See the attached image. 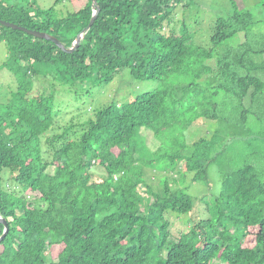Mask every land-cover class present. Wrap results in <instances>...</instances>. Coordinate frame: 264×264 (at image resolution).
<instances>
[{"label": "trees", "instance_id": "trees-1", "mask_svg": "<svg viewBox=\"0 0 264 264\" xmlns=\"http://www.w3.org/2000/svg\"><path fill=\"white\" fill-rule=\"evenodd\" d=\"M63 3L72 12L57 18L55 7ZM96 4L95 21L70 53L0 25L6 46L0 74L14 79L0 100V217L8 225L0 264H264V176L253 165L222 175L219 194L206 203L205 226L176 237L168 221L195 207L188 186L172 188L168 174L206 181L226 135L217 129L188 145L189 129L202 120L226 119L215 102L220 93L236 101L234 122L243 125L237 116L249 109L242 103L252 106L264 92L257 76L264 66L251 56L260 51L246 41L222 48L239 33L247 39L252 12L232 2V11L214 20L206 48L190 44L184 24L179 34L162 33L172 11L193 0ZM91 17L92 0H55L48 9L34 0H0V21L45 33L66 49ZM124 70L134 81L157 80L160 88L105 105L93 118L54 132L55 86L88 92ZM41 82L49 93L34 91ZM147 138L158 143L154 151ZM95 167L104 171L100 181L92 180ZM145 169L164 175L163 195L148 185ZM52 247L60 251L48 260Z\"/></svg>", "mask_w": 264, "mask_h": 264}, {"label": "rangeland", "instance_id": "rangeland-1", "mask_svg": "<svg viewBox=\"0 0 264 264\" xmlns=\"http://www.w3.org/2000/svg\"><path fill=\"white\" fill-rule=\"evenodd\" d=\"M24 2L25 0H18ZM41 9H48L53 6L55 0H34ZM235 2L239 10H248L252 12L254 25L247 32V39H244V33H239L231 38L222 48L235 47L244 41L246 45L252 47L260 53L251 55L252 59L259 65L264 66V0H193L189 7H177L169 16L168 22L164 24L162 33L165 36L170 34H179L182 24L186 27L187 36L190 38V44L208 47L211 35V27L217 17L227 15L232 11V4ZM70 3H63L55 7V16L57 18L66 17L72 12ZM6 57V46L3 41L0 42V66ZM208 64V63H207ZM214 61L208 64L212 66ZM257 76L264 83V69L259 71ZM11 74L2 71L0 74V100L8 97V93L14 88V81ZM48 83L41 82L36 85L34 91H42L45 88L49 93ZM160 88L157 80L134 81L128 70H124L117 75L110 83L103 84L86 92L85 90L69 93L64 88L55 86L53 89L54 111L56 112L55 133H61L63 128L69 124H80L108 104H123L133 100L136 96L152 92ZM208 90V87H207ZM209 91V90H208ZM210 92V91H209ZM209 99V98H207ZM218 109L226 119L222 120H202L187 132L188 145L198 141L200 138H211L217 130L223 129L226 133L223 141L216 148L217 159L212 162L207 169L206 181L190 183L191 176L184 173L181 178L175 179V173L168 174V181L172 188L178 189L188 186L187 193L194 198L195 207L192 214L185 216L170 215V231L174 236L188 234L193 225L207 224L206 203L212 201L221 190L222 175L243 167L245 164L253 165L257 172L264 176V92L259 96L257 102L251 106L247 100L242 103L243 108L249 109L245 117H239L243 125L235 124L236 101L230 96L220 93L215 100ZM230 117V120L227 118ZM234 127V128H232ZM228 132H232L229 134ZM236 132V135L233 133ZM147 147L154 151L158 143L146 140ZM92 180L100 181L104 176V171L95 167L92 171ZM162 174L149 173L145 169L144 178L153 191L163 195ZM6 186L10 185L9 175L5 172ZM7 188V187H6ZM29 200L36 198L34 194L27 193ZM203 198V200H201ZM19 213V212H18ZM251 238L248 237L245 245L249 246ZM59 247H52L47 252V258L54 260L59 253ZM213 264H221L214 261Z\"/></svg>", "mask_w": 264, "mask_h": 264}, {"label": "water", "instance_id": "water-1", "mask_svg": "<svg viewBox=\"0 0 264 264\" xmlns=\"http://www.w3.org/2000/svg\"><path fill=\"white\" fill-rule=\"evenodd\" d=\"M97 14H98V9H97L96 0H92V17L90 19V22L87 25V27L85 29H83L80 34H78V36L75 38L72 46L69 49H66L62 44H60L58 42L57 39H55L54 37H51L45 33H40L37 31L28 30L26 28L19 27L17 25H14V24H11L8 22H4V21H0V25L3 27H6V28H10L12 30L24 32L27 35L32 36L36 39H43V40L50 41L53 44H55L58 48H60L61 50L70 53V52H73L79 46L81 40L83 39V36L90 30L93 22L96 19ZM0 223L3 226V233L0 237V241H1L6 236V234L8 232V225H7V222L4 219H2L1 217H0Z\"/></svg>", "mask_w": 264, "mask_h": 264}]
</instances>
